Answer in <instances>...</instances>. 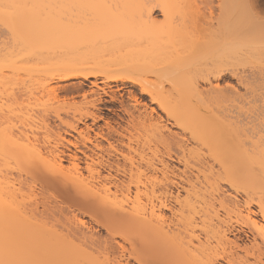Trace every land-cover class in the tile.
Listing matches in <instances>:
<instances>
[{
  "label": "bare ground",
  "instance_id": "obj_1",
  "mask_svg": "<svg viewBox=\"0 0 264 264\" xmlns=\"http://www.w3.org/2000/svg\"><path fill=\"white\" fill-rule=\"evenodd\" d=\"M121 1L111 41L20 24L46 79L0 106V261L264 264V0Z\"/></svg>",
  "mask_w": 264,
  "mask_h": 264
},
{
  "label": "rangeland",
  "instance_id": "obj_2",
  "mask_svg": "<svg viewBox=\"0 0 264 264\" xmlns=\"http://www.w3.org/2000/svg\"><path fill=\"white\" fill-rule=\"evenodd\" d=\"M197 1L202 5V2L207 0ZM123 3L125 2L121 0H0V6L2 5L0 7V106L1 104H3L4 107L13 105L12 100L6 97L5 94L11 91L14 92L18 87L17 84L20 82L39 85L41 82L40 80L45 82L43 78L46 79L44 75L42 76V72L40 73L32 70V65L35 61L33 55H37L42 46L39 45L40 48H37L39 47L38 45L36 47L35 44L31 45L28 41H26V43L25 41L17 40L20 24L24 23L23 28L26 27V29L27 27L28 29L33 27H35V29L45 27L46 31L41 34L47 35L46 38L48 39L46 41L50 43L49 45L52 48V52L54 51L53 48L55 49L56 46L60 47L62 40L65 39L63 31L65 25L69 27L68 29L71 31L76 32L77 30V33L81 34L78 37H82L83 35L82 39L91 35H99L111 41L125 36V34H122L125 33V13L119 8ZM156 12L154 16L162 20L163 17L159 14L160 11L157 10ZM74 24H76V26H73ZM72 26L75 28L73 29ZM129 36L130 35H128V38L133 39V36ZM44 38L45 37H42L41 40ZM100 40H102V38ZM36 50L39 51L37 52ZM18 77H20V79H17ZM72 81L77 82L78 80ZM70 82L61 83L68 84ZM240 89L242 92L244 91L242 88ZM64 94L61 93L58 100L48 95H39V99L33 98L31 100L32 110L28 109L27 113H34L35 115L36 113L40 114V112H43L44 108L46 110L49 109L48 111L63 109L62 98ZM126 96L127 95H125L126 102L128 101L135 104L134 100ZM81 99L80 96L76 97L77 101H81ZM144 102H146L148 106H156L154 104L152 105L146 99H144L142 103ZM134 104L130 105L133 106ZM31 124L32 123H30V125ZM37 124L38 123H34L35 129V125ZM171 129L173 131H179V128L175 126H172ZM173 164L176 165L175 162H173ZM25 166L26 163L23 161L11 159L8 166L2 168H9L17 174L20 169ZM91 225H93L99 233L105 234V230L98 228V226H95L93 223ZM1 263L3 264L2 261H0V264ZM16 263H18V261Z\"/></svg>",
  "mask_w": 264,
  "mask_h": 264
}]
</instances>
